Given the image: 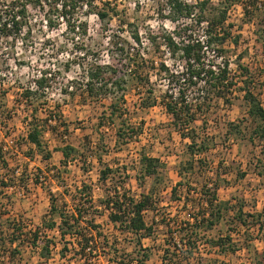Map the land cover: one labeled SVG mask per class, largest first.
<instances>
[{
	"label": "rangeland",
	"instance_id": "1",
	"mask_svg": "<svg viewBox=\"0 0 264 264\" xmlns=\"http://www.w3.org/2000/svg\"><path fill=\"white\" fill-rule=\"evenodd\" d=\"M207 1L208 7L211 8L231 4V0ZM257 1L264 6V0ZM96 4L99 8H107L110 15L103 20L94 10L84 7L80 16L88 25L85 36L67 30L64 21L60 27L50 29L46 26L44 12L33 9L31 35L27 33L19 37L17 42L12 39L0 42V82H3L2 86L8 90V109L11 110L10 120L0 124V141L4 139L3 142L8 146L16 145L10 156V163L14 168L24 171L28 168L27 176H39L44 183L38 185L30 180L24 188L8 190L13 202L11 216L23 219L33 227L41 223L42 217L50 208L48 187L58 194L64 192L58 179L52 175L56 172L54 166H59L63 158L62 152L56 150V147L67 141L79 151L86 152L90 160L87 164L83 163L82 159L79 164L70 165V170L65 173L70 190L84 182L91 183L94 187V198L98 200L103 197L105 193L99 183L101 164L120 167V172L126 167L131 174V177L126 179L127 187L136 195L148 193L152 186L155 187L157 211L145 214L147 221L155 224L154 236L143 241L144 245L151 249V260L148 264H165L164 256L168 259L171 256L168 257L162 247L169 228L162 218L173 224L170 227L172 230H176L178 223L189 220L190 212H194L191 208L192 202L200 199L198 193L205 180H212L208 178L213 177L221 184L218 190L221 199L232 200L233 204L238 206L243 202L245 212L259 213V222H264V181L257 173V164L263 156L264 145L259 139L253 140L257 121L249 116L248 106L241 91L235 89L234 93H228V101L215 97L202 116L207 117L208 122L199 119L196 123L201 126L200 132L206 129L211 139V150L206 155V172L180 175L179 166L181 160L187 157L189 139L183 138L175 128L173 116L162 103V96L169 90L177 92L178 85L172 87L168 79L160 75V68L162 62H165L171 71L182 70V62L172 57L163 41V35L176 30L181 20L169 17L167 0H102ZM230 6L228 23L233 24L232 37L225 47L228 50L226 55L230 59L232 74L239 78V62L248 66L254 75L256 91L264 104V55L256 31L264 32V11L258 12L255 20L251 22L240 4ZM136 31H139L142 44L136 43L132 37ZM152 37L157 38L154 41ZM128 56L131 60L127 59ZM139 62L143 75H146V72L150 75V83L147 85H141L140 80L134 77L132 68ZM93 64L117 68V76L123 75L126 78V118L137 127L143 128L136 140L128 144L117 143L116 129L110 125L105 115L111 98L100 97L97 101L85 93L83 87H77L82 86L80 83L83 84L86 72ZM109 70L111 72V69ZM45 72L49 78L48 86L32 102L39 107L40 118L57 114L63 116L62 126H57L58 123L52 120L50 123L53 125L50 128H53L47 130L44 137L53 150L49 163L35 154L34 149H31L32 145L26 142L29 111L22 95L23 90L33 85V80ZM242 85L240 81L237 88ZM189 95L197 96L198 90L189 92ZM154 97L158 99L156 105L141 107L143 101H151ZM102 116H105L104 126L99 124ZM230 123H240L241 131L234 133ZM142 151L159 157L166 166L160 176L148 177L144 185L139 186L136 174ZM99 157H102L101 161ZM81 164L83 168L90 169L83 171L79 167ZM40 167L44 169L43 172H40ZM124 174L118 173L114 178H109L108 186L120 184V181L125 180ZM179 180L186 184L180 186L174 196L172 187ZM187 184L189 188H195L189 195ZM64 196L70 201L69 196ZM186 199L192 204L187 205ZM154 215L157 216V223L153 222ZM247 218L249 224L253 222L251 217ZM97 222L109 236L116 235L124 241L125 236L120 232L122 227L110 221L107 211L98 217ZM249 227L252 229L235 220H222L209 234L217 236L231 232L241 248L236 253H222L209 244L200 243L201 255L215 259L219 264H260V253L264 252V225L263 230H259V225L251 224ZM124 242L128 244V251L135 247V243L130 239ZM248 244L251 246L248 247ZM59 251L60 248L54 251L55 259H52L50 264H69V257L62 260ZM22 254L25 264L27 261L30 264H39L40 256L32 248H22ZM101 263L107 264L104 260L98 264Z\"/></svg>",
	"mask_w": 264,
	"mask_h": 264
},
{
	"label": "trees",
	"instance_id": "2",
	"mask_svg": "<svg viewBox=\"0 0 264 264\" xmlns=\"http://www.w3.org/2000/svg\"><path fill=\"white\" fill-rule=\"evenodd\" d=\"M97 1L102 0H0V42L5 39L17 42L19 37L27 33L31 35L33 9L44 12L46 26L50 29L60 27L64 21L67 30L85 36L88 25L80 16V11L84 7L94 10V13L103 20L110 15L107 8L98 7ZM167 3L169 17L181 20V23L176 30L164 34L163 41L172 57L182 62V70L171 71L169 66L162 62L160 75H164L172 87L178 85L177 92L169 90L162 96V103L173 116L175 128L183 138L189 139L187 157L181 160L178 171L182 176L187 174L189 176L206 172L207 169L206 155L211 150V139L206 129L200 132L201 126H197L196 123L199 119L208 122V118L202 116L215 97L228 101V93L232 94L235 89H239L247 103L249 116L257 121L253 140L259 139L264 145V104L256 91L254 75L248 66L240 62L241 79L232 74L230 59L226 55L228 50L225 47L226 42L232 37L233 24L228 23L230 5L240 4L251 22L255 20L258 12L264 11V6L257 0H231L230 5L213 8L208 7L207 0H199L197 3L190 0H167ZM256 31L264 55V32ZM132 37L136 43L142 44L139 31L133 33ZM156 38L152 37L154 41ZM127 59L131 60V57L128 56ZM129 63L131 65V62ZM140 68V62L132 68L134 77L140 80L141 85H147L150 83V75L148 72L143 75L144 72H141ZM117 75V68L93 64L87 70L83 84L80 83L82 86L77 87H83L84 92L97 101L100 97L111 98L105 115L110 125L116 129L117 143L128 144L139 137L143 128L137 127L126 118L127 81L123 75ZM262 75L264 87V71ZM240 81L243 85L237 88ZM48 82L49 78L45 72L33 80L34 86L31 84L22 92L29 111L26 142L32 145L33 152L40 155L46 163L53 157V150L44 139L47 130L53 128H50L53 125L50 122L56 121L57 126H62L63 123L61 114L40 118L39 107L32 102L46 89ZM2 83L0 82V124L8 122L11 117L7 102L8 90ZM196 90L197 96L189 95V92ZM157 100L154 97L151 101H143L141 107L154 106L158 103ZM104 117L102 116L99 122L101 126L105 125ZM230 124L234 133L241 131L240 123ZM3 140L0 141V264H25L22 248L37 251L40 256L39 264H50V261L55 259L54 251L58 248L62 260L69 257V264H98L102 260L107 264H148L151 260V249L145 246L143 241L154 236L155 224H150L145 214L157 211L155 187L152 186L148 193L134 194L132 189L127 187L126 179L130 178L131 174L126 167L123 171L125 180L120 181V184L108 186L109 178L123 172H120V167L101 164L99 183L105 193L103 197L98 200L94 198V187L91 183L84 182L70 190L65 180V173L70 170V165L72 163L77 165L82 159L83 163L87 164L90 160L86 152L79 151L75 145L65 141L60 147H56V150L62 152L63 158L59 166H54L56 172L52 175L58 179L64 192L58 194L48 187L50 208L42 217L41 223L33 227L23 219L11 216L13 202L7 191L24 188L30 180L38 185L44 183L39 176L38 178L27 176L28 168L26 171L17 170L11 165L10 156L16 145L8 146ZM99 159L101 161L102 157ZM139 164L136 174L139 186H143L148 177L160 176L166 166L159 157L145 151L140 153ZM79 167L83 171L90 169L83 168V164ZM257 169L258 175L264 181V153L259 159ZM43 171L44 169L40 167V172ZM208 179L212 180H205L198 193L200 199L197 202L193 200L192 204L186 196L185 203L192 204L191 208L194 210L190 212L189 220L177 222L176 230H172L170 227L173 224L162 218L163 223L169 227L168 236L162 247L168 257L171 255L169 259L164 256L165 264H219L217 260L201 255L200 243L209 244L222 253H236L241 246L231 232L217 236L209 234L224 219L235 220L246 225L248 229H252L249 227L251 224L259 225V230H263L264 222H259V213L245 212L243 202L238 206L234 205L232 200L221 199L218 194L221 184L213 177ZM185 184L183 180H179L172 187L174 196L179 187ZM187 189L189 195L195 188L188 186ZM65 194L70 197V201L66 200ZM106 211L110 221L122 227L120 232L125 236L123 240L130 239L135 243L132 251H128V244L121 241V238L116 235L111 237L101 229V224L97 220ZM247 216L253 220L250 224ZM153 217V222L157 223V216ZM250 246L251 244H248V247ZM260 257L262 258L258 262L264 264V252L260 253ZM27 264L30 263L27 261Z\"/></svg>",
	"mask_w": 264,
	"mask_h": 264
}]
</instances>
